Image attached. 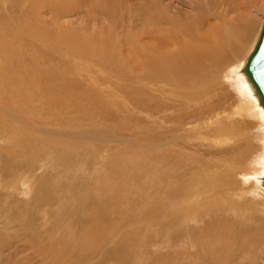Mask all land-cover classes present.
I'll list each match as a JSON object with an SVG mask.
<instances>
[{
  "label": "rangeland",
  "instance_id": "obj_1",
  "mask_svg": "<svg viewBox=\"0 0 264 264\" xmlns=\"http://www.w3.org/2000/svg\"><path fill=\"white\" fill-rule=\"evenodd\" d=\"M203 12L209 18L201 31L217 19L221 26L234 19L253 24L248 38L236 43L238 50L231 49L230 58L213 69L245 61L263 25L264 0H0V49L34 57L55 79L47 82L55 94L45 90L54 115L37 114L39 129L13 123L14 131L0 133V264H264V195L233 196L251 184L244 174L253 170L261 151L250 120L234 144H216L205 128L199 130L215 116L212 110L191 126L159 127L150 122L154 117L132 114L128 107L129 75L122 70L129 64L133 36L154 31L158 18L163 19L159 26L169 29L166 14L194 27ZM6 56L0 50V61ZM60 72L66 81L57 79ZM212 83L219 92L212 101L221 94L227 111L234 110L239 96L226 77ZM30 99L20 103L34 106ZM35 106L44 112L41 104ZM5 118L0 116V124H9ZM163 126L175 139L157 149L164 153L161 158H152L143 139L147 130L160 133ZM78 132L81 137H73ZM241 144L238 162L228 164ZM174 150L181 152L173 156ZM221 156L230 160L225 166ZM233 172L237 180L214 188L215 180ZM181 188L185 194L176 192ZM162 201L171 210L161 209L155 218L152 211ZM180 205L191 207L179 210Z\"/></svg>",
  "mask_w": 264,
  "mask_h": 264
},
{
  "label": "bare ground",
  "instance_id": "obj_2",
  "mask_svg": "<svg viewBox=\"0 0 264 264\" xmlns=\"http://www.w3.org/2000/svg\"><path fill=\"white\" fill-rule=\"evenodd\" d=\"M225 12H227V10ZM204 15L205 13L203 14V16L200 15L199 18H196V22H195L196 24L194 23V27H193L192 25L181 23L179 19L174 18L170 14H166L165 22L171 23L172 27H170L169 29L161 28L159 25H161V22H163L162 21L163 19L158 18V21H156V28L154 31L150 32L145 29L139 35H136V37L133 36L132 40L134 42L130 46L131 54H130V58H128L129 64L128 66L126 65L127 67L124 70H122L123 71L122 73L129 75L130 84L129 86H127V91L129 92L130 99H129L128 107L132 114L133 113H136V114L147 113L150 119L153 117L154 119L157 118L156 120L152 119L150 122H152L154 126H156V123H160L159 127H161V124H166L169 122L179 123L181 127L184 124L191 126L193 125V123L190 121L197 122L198 119L204 118V116L207 114L208 115L211 114L210 110H212V114L213 112L216 113L215 116L213 115L214 120L213 118L211 119L209 118V121H207V123L205 124L203 123L204 126H200L199 130L201 131V129L205 128L206 129L205 134L208 136L207 139L208 140L212 139L210 141H213L216 144H219V143L223 144V142H225L226 144L233 142L234 144L235 143L234 141H236L235 139L238 140V137L241 136V131L243 130V128L245 127L244 125L247 122L246 118L249 119L250 124L252 125L250 126L252 128L251 129L252 134L255 135L256 133H259V136H260L259 140L261 142L260 144L261 151L259 152V155H258L259 158L256 159L257 160L256 164H255V161L253 162V164H255L253 168H252V164L250 163V166L248 169H251V168L253 169V170L251 169L252 171H250V173L247 172L250 175L248 176L246 172H245L246 174H244V177L246 178V180L250 179L252 181L251 184L248 187L246 186V188L244 189L239 187L241 188L242 191H239L236 193L233 192L234 193L233 196L235 198L238 196L237 197L238 200L241 199V197H243L244 195L249 196V194L253 195V197L256 196L254 198H259L260 196L264 195V106L260 102V98L255 88L253 87L252 83L249 81L244 71V67L246 66L247 59L250 53L253 51L257 41L253 49L251 50V52L246 57L245 61L237 63V64L233 63L234 65L231 64L227 68H224V70L222 71H218L217 68L213 69L214 67L218 65V63H223L228 57L230 58L231 54L229 53L231 49L234 51L238 50L239 46H237L236 43L238 41L248 38L252 30L253 24L252 23L241 24V22L238 21L239 22L238 23L234 19L232 21H226V25L221 26V22L220 21L218 22V19H217V23L215 22L213 26L212 24H210V27H208L207 30L201 31L203 30V25L206 24V19L209 18L208 16L205 17ZM177 21H180V23H178ZM20 31L22 30L20 29ZM31 31H33L32 28L26 32L27 33L29 32L28 34L31 35L33 33ZM153 39H156L158 41L155 43H152ZM169 47H175L176 49L174 51H170L168 50ZM4 49L6 52L0 49L1 52L7 55L6 57H4L3 60L0 61V116H3V118H5L6 116L5 119L9 124L7 123L6 125L0 124L1 126L0 133L4 130L6 131V129L8 130L9 133L14 131L15 129L13 130V126L15 128L16 126L13 125V123H17V124L19 123L24 127H28V126L30 127L33 125L35 129H39L40 121H38V118L36 120L37 114L39 116L46 115L47 117H48V114L50 115L55 114L54 112L50 111V110H53L54 103L52 104V102H50L51 98L50 96H48L46 92V91H50L51 94H55L51 88L47 89V82L51 80L55 81V79L51 77L50 71H45V72L42 71V64L37 62L34 57L31 56L28 58L27 56H25L22 58L19 52L14 51V48H11V47L8 48L4 46ZM9 52L10 54L8 55ZM15 52H16V55H15ZM11 57H13L14 59L13 61ZM112 70L114 71V69ZM112 70L109 74L110 76L114 75L112 73ZM116 70H118V68ZM60 73L61 75L56 76L57 79L64 78L63 74H65V72H60ZM220 76L226 77V80H228L230 85L236 91L235 93H237V95L239 96L238 97L239 102L238 104H236L234 110L227 111L224 105L225 103L220 98L222 97L221 94H220V97L217 95L218 98L212 101V99L216 95V92H218L216 88V83H212V81H214V78H217V77L221 78ZM64 79L65 81L67 80L66 78ZM97 82H100L101 84H105L104 82H101V79H98ZM58 85H60V83ZM60 86H61L60 88H63V86L65 85H63L62 83ZM5 93L11 94L10 96L7 94L10 98L8 103H5L7 102L5 101L6 98L4 99V97H6L4 96ZM32 97H33L32 99L33 102L34 103L36 102L34 106H30V105L27 106V104L20 103L21 100L23 101V103H25V99H26V103L27 101L32 102L30 99ZM35 97L37 98L35 99ZM18 99H19V103L16 104L17 103L16 101ZM203 101H205V103H203ZM38 104H41V106H44V112L43 113L40 112L41 114L39 113V111H36L37 108L35 105H38ZM56 105H54L55 108L57 107ZM71 107L72 109L74 108L73 105ZM168 111H178L179 113L171 115L167 113ZM132 114L131 116L133 117ZM48 119L49 118H45V123L52 124ZM133 119L134 118L131 119V122ZM140 119H142V117ZM213 123H216V127H211ZM139 124L141 123H138L137 125ZM132 126H136V124ZM164 128L166 127L163 126V131H161L160 133L150 132L149 130H147L146 139L145 137L143 139L142 143H143V146H145L147 149L146 153L148 154V150L151 149L150 151L153 154V155L151 154L152 158L156 156L160 157L161 155L164 154V153L161 154V150H159L160 152L157 151V149H159L161 145L164 146L174 141L173 140L174 137L173 138L170 137L168 132ZM143 129H147V128L144 127ZM16 134L17 136L15 135L14 137L15 139H17L19 132L16 131ZM74 135L75 136L73 137L79 138L81 137L82 134L78 132V133H75ZM193 135L197 136L196 134H193ZM220 135L224 136V138H222ZM255 137H258V135ZM24 141H27V140L25 139ZM27 143H30V142L27 141ZM242 148H243V145L241 144V149L238 148L234 151L237 157H235V160L233 162L231 161L228 164L232 166L235 164L236 159L238 157H241V154L243 152ZM96 149L97 147H95L93 151L99 150V149L98 150ZM228 150L231 151V149H228ZM145 151L146 150H144V152ZM180 152L181 150L179 151L174 150L173 156L179 154ZM10 154H12V152ZM219 159H220L219 161L224 163L222 164V166H225V163L230 161L228 160V158H223L222 156ZM237 162L238 161H236V163ZM214 165L219 166V164H214ZM146 167L147 169L149 168V166L144 165L145 169ZM242 170L247 171L244 169ZM200 171H197V172H200ZM200 175H203V174H200ZM236 175H237L236 173L226 175L225 180L224 179L221 180L220 178H218V180H215V182H218V183L216 186H214V188L219 189L220 187L219 184L225 187V185H228L231 182L230 180H233V181L237 180ZM146 176L148 177V174ZM215 182L213 181V183ZM158 185L159 187H161L160 182L159 184L157 183V186ZM242 187H244V185ZM176 192H179L182 195V194H185L186 190H183V188H181V189H178V191ZM168 195L171 196L170 194ZM230 195L232 194L230 193ZM151 196L153 195H150L149 197V204L153 206L152 203L154 199ZM161 204L162 205L158 206L157 208H155V210L152 211V216L154 215L155 218H159L158 214L161 209L171 210L169 208V205H167L168 203L166 202L164 203V201H162ZM236 204L233 206L234 213L236 212L238 213L237 211L238 208L236 209L237 207ZM200 205L202 206V204ZM190 207H191L190 205H180L179 210H181L182 208H184L185 210ZM227 210H231V209H227ZM156 223L157 222H154L153 224H156ZM165 226H168V225H165Z\"/></svg>",
  "mask_w": 264,
  "mask_h": 264
},
{
  "label": "water",
  "instance_id": "obj_3",
  "mask_svg": "<svg viewBox=\"0 0 264 264\" xmlns=\"http://www.w3.org/2000/svg\"><path fill=\"white\" fill-rule=\"evenodd\" d=\"M244 71L264 106V23L257 43L247 59Z\"/></svg>",
  "mask_w": 264,
  "mask_h": 264
}]
</instances>
